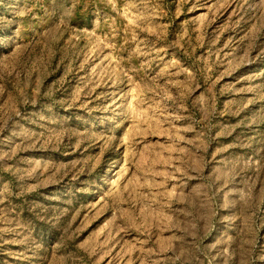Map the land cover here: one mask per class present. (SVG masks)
I'll use <instances>...</instances> for the list:
<instances>
[{"label": "rangeland", "instance_id": "374dc122", "mask_svg": "<svg viewBox=\"0 0 264 264\" xmlns=\"http://www.w3.org/2000/svg\"><path fill=\"white\" fill-rule=\"evenodd\" d=\"M0 264H264V0H0Z\"/></svg>", "mask_w": 264, "mask_h": 264}]
</instances>
